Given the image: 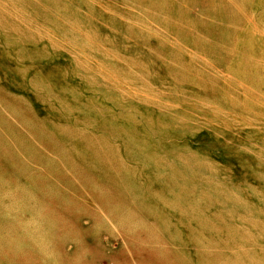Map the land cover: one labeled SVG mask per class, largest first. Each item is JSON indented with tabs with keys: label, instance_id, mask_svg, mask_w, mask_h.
Returning a JSON list of instances; mask_svg holds the SVG:
<instances>
[{
	"label": "rangeland",
	"instance_id": "rangeland-1",
	"mask_svg": "<svg viewBox=\"0 0 264 264\" xmlns=\"http://www.w3.org/2000/svg\"><path fill=\"white\" fill-rule=\"evenodd\" d=\"M262 27L264 0H0V264H264Z\"/></svg>",
	"mask_w": 264,
	"mask_h": 264
},
{
	"label": "bare ground",
	"instance_id": "bare-ground-1",
	"mask_svg": "<svg viewBox=\"0 0 264 264\" xmlns=\"http://www.w3.org/2000/svg\"><path fill=\"white\" fill-rule=\"evenodd\" d=\"M241 20H242V17L240 18ZM232 25V24H231ZM261 30H262V33L264 34V27H262L261 28ZM253 32H255V31H253ZM263 38H264V35H263ZM262 68V67H261ZM261 68H259L258 69V75L260 76L259 77V80H260V82H261V84H262V86H261V89L264 91V83H262V80H264V73H263V68L261 69ZM262 79V80H261ZM52 229V228H51Z\"/></svg>",
	"mask_w": 264,
	"mask_h": 264
}]
</instances>
